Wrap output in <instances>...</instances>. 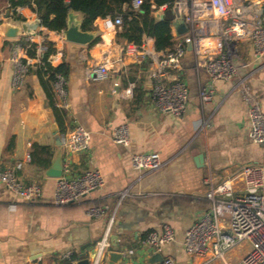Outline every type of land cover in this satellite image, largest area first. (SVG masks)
I'll use <instances>...</instances> for the list:
<instances>
[{"label": "crops", "instance_id": "crops-1", "mask_svg": "<svg viewBox=\"0 0 264 264\" xmlns=\"http://www.w3.org/2000/svg\"><path fill=\"white\" fill-rule=\"evenodd\" d=\"M3 1L7 5L0 15V173L23 162L15 170L18 179L24 184H39L43 195L35 201H25L0 181V264H67L68 251L78 264L89 257L103 237L110 218H113L111 237L115 235L111 241L116 243L112 247L123 253V257L111 263L107 256L103 264H148L151 257L140 250V241L148 232L159 231L165 224L173 228L176 237L161 254L173 258L176 264L201 262L202 259L184 251L183 240L186 230L210 207L205 183L208 166L218 182L234 176L244 165L264 161V145L250 138L248 104L241 92L232 89L230 81H217L214 100L202 104L198 90L208 74L195 69L194 55L188 47L182 73L191 94L188 108L179 116L163 113L153 101L151 61H137L130 54L135 44L116 41L119 27L114 25V18L97 22L98 29L88 31L94 33V40L103 37L96 44L72 43L66 40L63 31H51L40 24L32 33L10 39L4 35L7 23L16 26L40 20L30 7L12 8L8 0ZM246 1L264 22V0ZM7 10L13 16L6 19ZM70 15L82 25L81 13L71 11ZM181 23L175 18L171 24L173 44L182 37L174 32ZM20 39L38 47L49 40L56 48L50 56L51 63L70 65L65 87L68 107L64 109L63 122L66 129L78 124L92 133L87 151L69 153L57 145L51 124L55 123L60 132L61 127L35 71L42 52L37 47V55L29 57ZM150 45L154 47L153 38ZM204 45L212 52L222 48L218 36L208 37ZM242 48L246 49L244 57L249 58L250 45L245 43ZM15 52L17 60L27 69L19 86L14 83ZM102 62L109 63L111 75L96 81L92 79L91 69ZM250 84L264 110V65L253 74ZM56 93L60 105L57 90ZM204 115H213L206 132L198 129ZM123 124L130 131L128 146H120L113 140L115 129ZM35 145L48 147L51 153L36 150ZM202 151L206 153L205 162L199 166L195 158ZM134 152H157L163 166L140 175L131 165ZM57 157L68 164L74 176L100 169L105 185L78 202L56 205L57 178L48 176L46 171ZM44 158L50 159L48 165L39 163ZM125 189H130L131 194L118 198L117 194ZM93 206L108 208L104 215L96 217L88 213ZM130 250L133 253H128ZM246 251L245 247L237 248L230 258L240 260Z\"/></svg>", "mask_w": 264, "mask_h": 264}, {"label": "built area", "instance_id": "built-area-1", "mask_svg": "<svg viewBox=\"0 0 264 264\" xmlns=\"http://www.w3.org/2000/svg\"><path fill=\"white\" fill-rule=\"evenodd\" d=\"M142 0H133V8L138 9ZM166 6L154 12L160 18ZM174 8L178 9L176 17L186 26L173 46L166 51L157 52L151 47L150 41H144L130 50L134 58L150 63V82L153 101L158 110L163 113L182 115L188 108L191 94L188 84L182 77L184 71L183 58L188 47L194 55L195 69L205 71L208 79L200 85L198 97L202 104L214 100L217 94V81L232 82V89H238L248 104V121L250 138L257 144L264 145V110L260 99L253 92L251 78L264 65V22L258 11L246 0H177ZM213 16V20L209 18ZM123 16L114 18V25L120 27ZM210 36L220 37L222 48L212 52L204 45ZM147 38V37H146ZM248 43L251 47L249 58H242L238 50L240 44ZM47 47L40 44L38 50L44 52ZM14 83L21 85L27 69L17 60ZM41 63V61H40ZM111 70L108 62L95 64L91 69L92 79L101 81L109 78ZM66 79L59 77L55 83L61 104L68 107L66 100ZM213 115H204L199 122V131L206 132L212 125ZM130 131L126 124L120 125L114 131L113 140L120 146L130 144ZM60 140L69 153L83 152L90 148L92 133L82 125H76L60 132ZM28 160L30 158L28 157ZM23 162L16 163L14 168H8L0 173V181L18 198L25 201H35L43 195V188L36 183L24 184L17 175ZM131 165L140 175L159 170L163 161L157 152H134L131 155ZM68 164L63 163V172L57 178L54 191L56 205H68L78 202L90 193L101 189L105 183L104 174L100 169L87 170L74 176ZM207 185L206 197L210 203L209 209L201 214L186 230L183 248L192 257L202 259L198 264H212L220 261L222 264H264V161L244 165L234 176L215 181L210 166L205 178ZM239 183H241L239 185ZM131 194L125 189L117 194L122 199ZM108 206H93L89 215L100 217ZM103 237L95 244L89 253V264H103L113 250L111 241V224ZM173 228L165 224L159 231H150L140 241V250L151 257L162 253L163 248L175 241ZM245 247L246 254L237 261H232L230 255L235 249ZM133 253V250L128 251ZM123 254V253H122ZM68 251L65 257L67 264H76ZM148 264H176L173 258L163 256L162 260Z\"/></svg>", "mask_w": 264, "mask_h": 264}, {"label": "trees", "instance_id": "trees-1", "mask_svg": "<svg viewBox=\"0 0 264 264\" xmlns=\"http://www.w3.org/2000/svg\"><path fill=\"white\" fill-rule=\"evenodd\" d=\"M10 7H30L38 16L40 25L51 31L62 32L67 27L69 14L76 11L82 14L81 28L84 31L98 29L97 22L123 16V24L118 28L116 41H126L135 45H142L146 37L154 39V47L157 52H163L173 46V34L171 24L175 19L174 5L177 0H142L138 9L133 8V0H8ZM166 6L163 19L156 18L154 12ZM20 19H23L20 16ZM103 37H97L92 44L100 42ZM21 47L25 48L29 57L37 55L38 44L20 39ZM43 45L47 49L41 55V63L36 65V74L44 89L46 97L52 108L56 121L60 124L61 132L67 129L63 118L65 110L57 104L55 83L59 77L67 79L71 73L70 65L63 62L54 66L50 56L56 52V48L49 40H44ZM25 62V60H22ZM36 150L51 153L48 147L35 145ZM34 157V154H33ZM41 165H48L50 159L39 160Z\"/></svg>", "mask_w": 264, "mask_h": 264}, {"label": "water", "instance_id": "water-1", "mask_svg": "<svg viewBox=\"0 0 264 264\" xmlns=\"http://www.w3.org/2000/svg\"><path fill=\"white\" fill-rule=\"evenodd\" d=\"M174 12H175V16L178 17L179 12H178L177 8H174ZM12 16H13V12L11 10H7L6 13L4 14V18H6V19L10 18ZM164 16L165 15L162 14L160 18L163 19ZM39 24H40V21H38V23H35V24H31L28 22H22L21 25H16V26L7 23L4 27V35L7 38L15 39L21 33H32L34 28L37 27ZM185 30H187L185 24L181 23L178 27L177 32L180 34V33H184ZM63 33H64L67 41H70V42L75 43V44L86 45V44L92 43L94 40V33L82 30L81 25L79 23L73 21L70 14H69L68 22H67V27L63 31ZM51 130L56 137L57 145L61 146L62 143L60 140V131H59V128L57 127V125L55 123L51 124ZM205 156H206V153L204 151H202L195 158V160L199 166L204 164ZM62 172H63V163H62L61 157H57L55 160H53L50 168L46 171L48 176L56 177V178L60 177L62 175ZM111 238H112V240H114L115 235H113ZM112 245H113V247H115L116 243H114V241H113ZM84 249L85 248H83V250ZM122 257H123L122 253H120L119 251H117L114 248L109 253V260L111 263L122 259ZM162 258H163V255L161 253L155 254V255L151 256V258L149 259V263H154L156 261L162 260ZM78 264H89V259L84 258V259L80 260L78 262Z\"/></svg>", "mask_w": 264, "mask_h": 264}, {"label": "rangeland", "instance_id": "rangeland-1", "mask_svg": "<svg viewBox=\"0 0 264 264\" xmlns=\"http://www.w3.org/2000/svg\"><path fill=\"white\" fill-rule=\"evenodd\" d=\"M6 5H7L6 1L0 0V15L3 13L4 9L6 8ZM209 18H211V20H213V16H210ZM240 47H242V44H240L238 46V50L240 52V56H242V58H245L244 55L246 53V49H244V48L240 49Z\"/></svg>", "mask_w": 264, "mask_h": 264}]
</instances>
